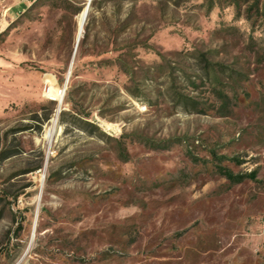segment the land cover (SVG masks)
<instances>
[{"label":"rangeland","instance_id":"rangeland-1","mask_svg":"<svg viewBox=\"0 0 264 264\" xmlns=\"http://www.w3.org/2000/svg\"><path fill=\"white\" fill-rule=\"evenodd\" d=\"M237 2L0 0V264H264V0Z\"/></svg>","mask_w":264,"mask_h":264},{"label":"bare ground","instance_id":"bare-ground-1","mask_svg":"<svg viewBox=\"0 0 264 264\" xmlns=\"http://www.w3.org/2000/svg\"><path fill=\"white\" fill-rule=\"evenodd\" d=\"M84 12H85V9L83 10V12L81 13L80 15V19H79V28H80V25H81V22L83 21V17H84ZM79 33H80V30H79ZM79 36V35H78ZM70 71V70H69ZM51 88V87H50ZM49 88V90H50ZM66 88V87H65ZM65 88H59V89H54L52 88L51 89V93L48 94V96H50L51 98L55 99L57 101V108H56V111H55V117L56 115L58 114V111L60 109V106L62 105V102H63V98L65 96ZM49 92V91H48ZM63 106V105H62ZM55 117L52 119V125L50 126V129H48L49 131L47 132V135L49 136L53 130V124L55 122Z\"/></svg>","mask_w":264,"mask_h":264},{"label":"built area","instance_id":"built-area-1","mask_svg":"<svg viewBox=\"0 0 264 264\" xmlns=\"http://www.w3.org/2000/svg\"><path fill=\"white\" fill-rule=\"evenodd\" d=\"M6 16V8H0V25L4 22Z\"/></svg>","mask_w":264,"mask_h":264},{"label":"trees","instance_id":"trees-1","mask_svg":"<svg viewBox=\"0 0 264 264\" xmlns=\"http://www.w3.org/2000/svg\"><path fill=\"white\" fill-rule=\"evenodd\" d=\"M234 3H236V5H237L238 4L237 0H234ZM239 176H241V175H239ZM237 179H239V178H237Z\"/></svg>","mask_w":264,"mask_h":264},{"label":"water","instance_id":"water-1","mask_svg":"<svg viewBox=\"0 0 264 264\" xmlns=\"http://www.w3.org/2000/svg\"><path fill=\"white\" fill-rule=\"evenodd\" d=\"M79 37V36H78ZM79 38H77V41H78Z\"/></svg>","mask_w":264,"mask_h":264}]
</instances>
